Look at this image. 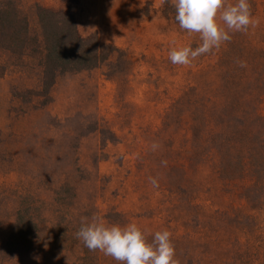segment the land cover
Wrapping results in <instances>:
<instances>
[{"label": "rangeland", "instance_id": "1", "mask_svg": "<svg viewBox=\"0 0 264 264\" xmlns=\"http://www.w3.org/2000/svg\"><path fill=\"white\" fill-rule=\"evenodd\" d=\"M10 1L33 37L38 7L61 22L73 16L85 41L73 49L97 48L99 62L55 66L49 96L36 97L38 47L31 42V56L0 50V248L23 205L42 226L38 247L4 264H119L77 238L93 215L134 223L149 242L168 230L178 264H264V0H249L254 27L188 66L169 51L201 41L180 29L170 0L0 8Z\"/></svg>", "mask_w": 264, "mask_h": 264}, {"label": "clouds", "instance_id": "2", "mask_svg": "<svg viewBox=\"0 0 264 264\" xmlns=\"http://www.w3.org/2000/svg\"><path fill=\"white\" fill-rule=\"evenodd\" d=\"M170 2L175 9V20L180 29L189 34H199L201 41L195 48H172L169 60L174 65L188 66L198 57L210 54L223 43L230 42L232 33L246 32L258 23L252 15L249 0H237L236 4L227 6L225 0ZM237 63L242 68L247 67L246 61L238 60ZM159 147L158 142L151 145L153 151ZM161 164L166 167L167 161H161ZM149 183L154 188L159 187L156 177H149ZM76 236L89 251L99 250L119 264H178L168 230L155 232L149 242L134 223L126 226L106 225L102 218L93 215L90 219L85 217L81 220Z\"/></svg>", "mask_w": 264, "mask_h": 264}, {"label": "trees", "instance_id": "3", "mask_svg": "<svg viewBox=\"0 0 264 264\" xmlns=\"http://www.w3.org/2000/svg\"><path fill=\"white\" fill-rule=\"evenodd\" d=\"M37 10L41 34L38 37H33L29 19L22 14L16 4L10 1L0 8V50L14 52V50L19 49L22 56H31L29 55L32 53L31 50H37L30 47L31 42H33L38 47L41 56L39 61L42 78L41 89L33 90L32 94L36 97H48L54 85L55 66L61 67L74 62L80 69L93 68L99 62V50L87 48L78 52L73 49L85 45L84 39L78 33L73 16H68L65 21L63 19L61 22L57 20L55 14L42 7H38ZM68 49L71 52L65 54ZM4 71L0 65V77ZM32 210L30 204H25L16 210L8 229L5 231L3 244L0 248V253L4 258L1 264H4L6 260L11 262L22 258V255L30 254L41 242L40 231L42 226L33 215ZM248 246L249 244H247ZM248 264H255V262Z\"/></svg>", "mask_w": 264, "mask_h": 264}]
</instances>
